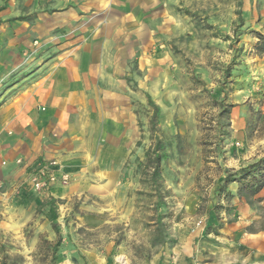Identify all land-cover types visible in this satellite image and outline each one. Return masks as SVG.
<instances>
[{
	"label": "rangeland",
	"instance_id": "rangeland-1",
	"mask_svg": "<svg viewBox=\"0 0 264 264\" xmlns=\"http://www.w3.org/2000/svg\"><path fill=\"white\" fill-rule=\"evenodd\" d=\"M260 43L264 0H0V261L264 264ZM47 76L76 103L36 153Z\"/></svg>",
	"mask_w": 264,
	"mask_h": 264
},
{
	"label": "crops",
	"instance_id": "crops-1",
	"mask_svg": "<svg viewBox=\"0 0 264 264\" xmlns=\"http://www.w3.org/2000/svg\"><path fill=\"white\" fill-rule=\"evenodd\" d=\"M42 72L43 71L36 74L40 75ZM34 91V97L28 101V105L31 104L30 115L32 117L23 119L22 126L25 128L19 127L16 131H27L28 134L32 135V132L36 127L34 124L36 120L35 118H41L36 127V129H40L39 135L36 139L40 145L36 148L37 153L38 150L50 149L51 146L46 145V142H49L53 137L52 133L55 134L57 128L67 125L64 119L71 106L76 103V96L74 95L73 88L70 86L69 81L61 84L56 77L52 76L37 80ZM15 112L18 113L19 110L17 109ZM32 120H34V122ZM17 125L18 124H16V127Z\"/></svg>",
	"mask_w": 264,
	"mask_h": 264
},
{
	"label": "trees",
	"instance_id": "trees-1",
	"mask_svg": "<svg viewBox=\"0 0 264 264\" xmlns=\"http://www.w3.org/2000/svg\"><path fill=\"white\" fill-rule=\"evenodd\" d=\"M259 51L261 53H264V45L263 43L258 44ZM152 102V101H151ZM153 104V103H152ZM156 111L159 114L160 109L159 107H156ZM161 159V158H160ZM160 159L158 158V155H156V158L153 161V164L155 166V173L154 175L156 177H159V171H160ZM247 176L250 174L246 173ZM246 178V177H244ZM45 244H49L48 241H44ZM60 243L57 242L51 247V252L53 257H44V260H42L43 264H57V253L59 251ZM0 264H26L24 257H3L0 261Z\"/></svg>",
	"mask_w": 264,
	"mask_h": 264
},
{
	"label": "built area",
	"instance_id": "built-area-1",
	"mask_svg": "<svg viewBox=\"0 0 264 264\" xmlns=\"http://www.w3.org/2000/svg\"><path fill=\"white\" fill-rule=\"evenodd\" d=\"M37 185L40 186V183H38Z\"/></svg>",
	"mask_w": 264,
	"mask_h": 264
}]
</instances>
